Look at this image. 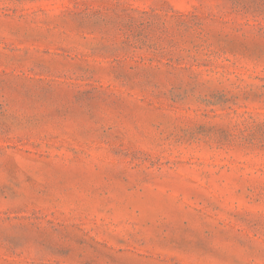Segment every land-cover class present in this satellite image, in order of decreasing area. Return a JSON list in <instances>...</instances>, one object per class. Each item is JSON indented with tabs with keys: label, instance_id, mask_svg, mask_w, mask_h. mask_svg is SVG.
Instances as JSON below:
<instances>
[{
	"label": "rangeland",
	"instance_id": "rangeland-1",
	"mask_svg": "<svg viewBox=\"0 0 264 264\" xmlns=\"http://www.w3.org/2000/svg\"><path fill=\"white\" fill-rule=\"evenodd\" d=\"M0 264H264V0H0Z\"/></svg>",
	"mask_w": 264,
	"mask_h": 264
}]
</instances>
